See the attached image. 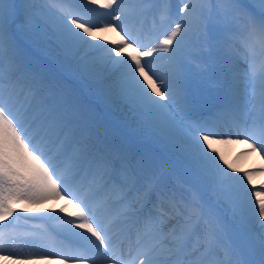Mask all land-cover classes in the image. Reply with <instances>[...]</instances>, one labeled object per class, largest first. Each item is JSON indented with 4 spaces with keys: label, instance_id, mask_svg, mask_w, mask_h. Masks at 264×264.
Wrapping results in <instances>:
<instances>
[{
    "label": "snow or ice",
    "instance_id": "1",
    "mask_svg": "<svg viewBox=\"0 0 264 264\" xmlns=\"http://www.w3.org/2000/svg\"><path fill=\"white\" fill-rule=\"evenodd\" d=\"M217 30L222 95L205 118L193 78L203 83L206 69L193 72L190 49ZM123 128L178 160L166 167L138 155ZM241 143L240 155L260 156L258 170L226 158ZM257 174L264 0H0V260L264 264ZM58 200L74 209L68 218L22 226L29 218L14 215L17 203L27 213Z\"/></svg>",
    "mask_w": 264,
    "mask_h": 264
},
{
    "label": "rangeland",
    "instance_id": "2",
    "mask_svg": "<svg viewBox=\"0 0 264 264\" xmlns=\"http://www.w3.org/2000/svg\"><path fill=\"white\" fill-rule=\"evenodd\" d=\"M101 11H105V10L101 9ZM152 22H153L152 17L149 16L144 26L145 30L151 29ZM101 23H103V20H101ZM134 27H139V25H135ZM158 31H163V29L158 28L157 31H151V32L146 31V34L142 37V43H148L152 40H155ZM115 34H116L115 32H111V31L108 32L98 31L97 33H95L97 38H99V36H106L107 39H111V41L115 40L114 39ZM222 36H223V32L217 30L212 33L213 38L207 43H205L203 40H196L195 37H193L192 39V44L194 45V47H191L190 50L193 53H195L193 57L192 70L193 72H199L201 70L206 69L205 81L203 83H201L199 76H195L193 78L194 87L198 86L197 107H200L202 102H204L203 104H206L201 106L202 113H204L203 115L205 118L210 117V115L217 110L218 105L220 103V97L222 95V93L218 90L217 83L215 82L217 81L218 78V66H219V51L217 45L220 39L222 38ZM206 113H208V116L206 115ZM129 132H130L129 128L122 129V133L129 141V146L131 150L137 153L138 155H145L152 157L158 164H162L166 167L171 166L176 160H178L176 154L170 151L163 144L155 141H150L143 134L140 133H133L129 135ZM245 150L246 149L237 147L236 145L228 148L227 157L230 156V159H228V161L232 163L233 162L232 160L234 158L233 159L231 158L233 157V155L235 157L236 153L244 152ZM242 169L258 170V167L255 166L249 167V165H247ZM173 171L176 174L174 180H176L178 183L182 182L185 179V177H183L182 173L178 168H174ZM253 185H250V187ZM254 186L256 188L261 187L259 185H254ZM34 208H32V210L36 213H39L40 211L41 212L45 211V209H42L41 205H36L34 206ZM224 208L227 209V205H224ZM224 215L226 219L229 220L231 219L229 212L226 211ZM36 224H41V223H35V225Z\"/></svg>",
    "mask_w": 264,
    "mask_h": 264
},
{
    "label": "bare ground",
    "instance_id": "3",
    "mask_svg": "<svg viewBox=\"0 0 264 264\" xmlns=\"http://www.w3.org/2000/svg\"><path fill=\"white\" fill-rule=\"evenodd\" d=\"M89 7H92V5H89ZM97 33V32H96ZM100 37V36H99ZM104 38V42L105 43H110L111 39H107L106 36H103ZM116 41L119 40V37L115 34V38H114ZM131 52V49H125V52L122 54V55H126L128 53ZM217 83V81H215ZM218 85V84H217ZM218 90L221 92L219 86H218ZM204 102L199 103L201 104V106L205 105L203 104ZM200 107H197L198 108V111L201 113L202 112V108ZM237 147H241L243 149H246L247 146L243 143L241 144H238L236 145ZM225 155H226V158L227 159H230V156L227 157V154H228V149H225ZM241 152H238L235 154V157L233 155V157L231 159H233L232 163H234L236 166H239V168H244L246 167L247 165L250 166H255V167H258V169L261 167V159H260V156L256 155L255 153H252V154H249V155H240ZM232 156V155H231ZM235 161V162H234ZM175 183H178L176 180H174ZM245 182H247L245 180ZM259 185V186H264V175H261V174H257V175H254L253 177V181H252V185ZM42 206V209H45L44 212H39V213H36L34 212L33 210L25 213L23 211V208H24V204L23 203H17L15 205V208H16V213H14V215H18V216H21V217H28L29 219H27L28 221L30 222H33V223H41L38 219H35V217H39L41 215H44V214H51V215H63L65 216L66 218H68V214L72 211H74V209L71 207V205H68L66 203L65 200H58V201H48V202H45L43 204H40ZM36 206V205H35ZM34 208V206H33ZM35 209V208H34ZM61 209H64L65 211L64 212H60ZM13 219L12 217H9V220ZM7 221H5L6 223ZM33 223H29L27 222L26 220L24 219H21L20 221V224L22 226L24 225H35ZM17 243H20V242H17ZM6 254V253H5ZM0 264H11L10 261H5V260H0ZM15 264H21V262L19 260H16L15 261ZM25 264H30V262H25ZM31 264H60V261L59 260H56V259H53L51 261H48V260H44V261H36V262H31ZM69 264H72V262H69Z\"/></svg>",
    "mask_w": 264,
    "mask_h": 264
}]
</instances>
